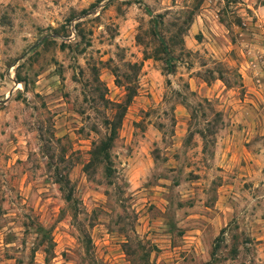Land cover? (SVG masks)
<instances>
[{
  "label": "rangeland",
  "instance_id": "1",
  "mask_svg": "<svg viewBox=\"0 0 264 264\" xmlns=\"http://www.w3.org/2000/svg\"><path fill=\"white\" fill-rule=\"evenodd\" d=\"M0 264H264V0H0Z\"/></svg>",
  "mask_w": 264,
  "mask_h": 264
},
{
  "label": "trees",
  "instance_id": "2",
  "mask_svg": "<svg viewBox=\"0 0 264 264\" xmlns=\"http://www.w3.org/2000/svg\"><path fill=\"white\" fill-rule=\"evenodd\" d=\"M166 68H172V65H166ZM130 91H128L127 89V99L133 94V91L132 89L130 88ZM117 107L120 106V103H117L116 105ZM121 109V108H120ZM120 115H121V110L118 109V112L117 113H114L113 116L106 121V123L109 125V130L108 132L106 133V135L100 139L92 148L91 150V154L93 157L95 158H99L101 161L102 160H107L108 158V148L111 144V141L115 135V129L117 127V124L119 122V119H120ZM88 166V163L85 164V167ZM107 169H109V166H106ZM65 199H69V193H67L65 195Z\"/></svg>",
  "mask_w": 264,
  "mask_h": 264
}]
</instances>
